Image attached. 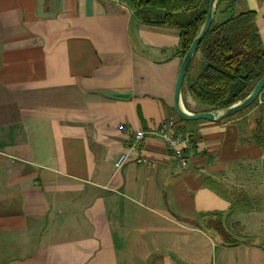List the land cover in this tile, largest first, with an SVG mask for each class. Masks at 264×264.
<instances>
[{
  "label": "crops",
  "instance_id": "0c3cea01",
  "mask_svg": "<svg viewBox=\"0 0 264 264\" xmlns=\"http://www.w3.org/2000/svg\"><path fill=\"white\" fill-rule=\"evenodd\" d=\"M249 12L264 47V0H236ZM182 60L180 32L130 0H0V264H264L263 245L202 227L227 221L223 186L264 149L237 119L180 121ZM182 100L202 113L185 85ZM172 117L187 168L163 136ZM139 130L147 163L117 168Z\"/></svg>",
  "mask_w": 264,
  "mask_h": 264
},
{
  "label": "trees",
  "instance_id": "16d2710c",
  "mask_svg": "<svg viewBox=\"0 0 264 264\" xmlns=\"http://www.w3.org/2000/svg\"><path fill=\"white\" fill-rule=\"evenodd\" d=\"M203 1L130 0V3L144 23L179 31L184 57L205 23L208 5L203 8ZM235 2L219 0L216 15L227 17L222 22H213L197 51L196 56L200 54V58L195 57L185 80V90L190 97L211 110L227 109L244 100L264 77V47L256 14L234 16ZM262 96L264 98V93ZM262 134L255 142L264 148V130ZM242 205L241 201L232 203L227 221L222 214L205 215L204 219L211 220L209 228L205 229L219 234L225 245L238 244L225 224L240 213Z\"/></svg>",
  "mask_w": 264,
  "mask_h": 264
},
{
  "label": "rangeland",
  "instance_id": "374dc122",
  "mask_svg": "<svg viewBox=\"0 0 264 264\" xmlns=\"http://www.w3.org/2000/svg\"><path fill=\"white\" fill-rule=\"evenodd\" d=\"M226 17L217 14L215 21L222 22ZM198 58H200V54ZM193 104L191 103L190 106L198 112L214 111L200 106L196 102ZM186 110L189 109L186 107ZM231 119L239 121L244 136L247 138L246 141H255L262 137L264 130V98L262 94L251 107ZM241 167L234 175L235 178H230V183L223 186L224 192L229 194L234 204L239 201L243 204L240 213H237L225 226L235 234L234 242H256L264 246V175L261 162L257 166L245 163ZM210 221V219H204L202 221L203 228H209ZM209 231L216 233L213 230Z\"/></svg>",
  "mask_w": 264,
  "mask_h": 264
},
{
  "label": "water",
  "instance_id": "95a60500",
  "mask_svg": "<svg viewBox=\"0 0 264 264\" xmlns=\"http://www.w3.org/2000/svg\"><path fill=\"white\" fill-rule=\"evenodd\" d=\"M219 0H210L207 16L204 25L202 26L201 30L199 31L198 35L193 40L191 46L189 47L188 51L186 52L185 56L183 57L182 64L180 67V71L178 74L176 86H175V95H174V108L176 111L177 116L186 122L190 121H209L213 123H219L221 121L230 119L235 117L239 113L245 111L249 107H251L260 97V95L264 92V77L260 79L257 84L254 86L252 92L242 101L234 104L233 106L223 109V110H214V111H206L202 113H191L185 109L182 95L185 85L186 76L188 70L196 57L197 51L199 46L201 45L202 41L209 33L215 16L217 12V5ZM261 169L264 175V154L261 161Z\"/></svg>",
  "mask_w": 264,
  "mask_h": 264
},
{
  "label": "built area",
  "instance_id": "2783aa9c",
  "mask_svg": "<svg viewBox=\"0 0 264 264\" xmlns=\"http://www.w3.org/2000/svg\"><path fill=\"white\" fill-rule=\"evenodd\" d=\"M178 120L174 117L170 118L167 124L165 125L166 128H164L165 132L163 134L164 139L166 141L168 149L172 152L174 157L179 160L180 166L182 168H187L189 163L188 159L185 156L184 148L182 147V144L187 141V138H179L176 136L175 131L177 129ZM134 144L130 147L129 152L123 154L118 162L116 163V167L120 168L123 166L124 163H126L131 157H133V154H136L134 158H136V162L138 165L145 164L147 161L145 158L138 155V147L135 145H139L144 141V139L147 136V133L139 130L134 132Z\"/></svg>",
  "mask_w": 264,
  "mask_h": 264
}]
</instances>
